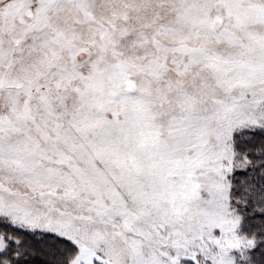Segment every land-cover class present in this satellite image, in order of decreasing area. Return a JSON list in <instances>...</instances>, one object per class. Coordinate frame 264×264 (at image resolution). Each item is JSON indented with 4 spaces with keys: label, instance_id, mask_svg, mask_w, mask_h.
<instances>
[{
    "label": "snow or ice",
    "instance_id": "snow-or-ice-1",
    "mask_svg": "<svg viewBox=\"0 0 264 264\" xmlns=\"http://www.w3.org/2000/svg\"><path fill=\"white\" fill-rule=\"evenodd\" d=\"M0 264H264V0H0Z\"/></svg>",
    "mask_w": 264,
    "mask_h": 264
}]
</instances>
